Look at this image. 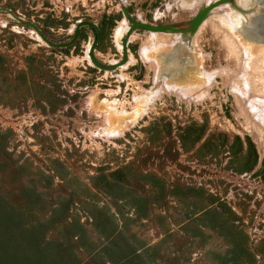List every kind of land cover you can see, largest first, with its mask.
Returning <instances> with one entry per match:
<instances>
[{
	"label": "rangeland",
	"instance_id": "374dc122",
	"mask_svg": "<svg viewBox=\"0 0 264 264\" xmlns=\"http://www.w3.org/2000/svg\"><path fill=\"white\" fill-rule=\"evenodd\" d=\"M240 1L0 0V264H264V104L231 89L245 60L264 99V7Z\"/></svg>",
	"mask_w": 264,
	"mask_h": 264
},
{
	"label": "bare ground",
	"instance_id": "6f19581e",
	"mask_svg": "<svg viewBox=\"0 0 264 264\" xmlns=\"http://www.w3.org/2000/svg\"><path fill=\"white\" fill-rule=\"evenodd\" d=\"M249 1L250 0H248V1H245V0H241L240 1V7H241V5L242 6H249ZM260 3H262V5H263V7H264V0H258ZM226 5V4H225ZM262 5H260V6H262ZM222 8V6H218L217 7V9H221ZM243 8V7H242ZM245 10H246V8H244ZM251 9V8H250ZM259 9V6H258V8H257V10ZM239 10V9H238ZM240 11V10H239ZM241 12V11H240ZM243 12V11H242ZM201 13V12H200ZM223 14H225V13H223ZM244 14V13H243ZM263 16V15H262ZM245 17V16H244ZM243 17V18H244ZM258 18L257 19H259L256 23H257V28L259 29H264V21H263V19L261 18V17H259V16H257ZM264 17V16H263ZM223 19H225L224 21L226 22V24L227 25H229V27L231 28V29H233V30H235V29H241V27H239L238 28V26L240 25V23H241V20H243V18H242V15H241V13H239V12H237V11H235V10H231L229 13H227V14H225V15H223V17H222ZM247 18V17H246ZM245 19V18H244ZM254 29V28H253ZM153 30H158V29H153ZM255 30V29H254ZM235 33V32H234ZM121 35V34H120ZM225 38V37H224ZM239 38H237V40H238ZM117 41H118V38H117ZM222 42V41H221ZM229 48V47H228ZM260 49V48H259ZM230 50V49H229ZM257 51H258V49H256ZM234 51V50H233ZM237 52V51H236ZM234 54V53H233ZM244 54L246 55V53L244 52ZM258 56V55H257ZM256 56V57H257ZM249 57V56H248ZM260 57H261V55H260ZM256 59V58H255ZM262 63H263V61H262ZM249 65V62H246L245 60H242V61H240L239 63H238V65H239V72H238V75H237V80L236 81H234L233 83H232V85H231V89H233L234 91H236V92H238L241 96H243L244 97V99H245V101H246V103H247V106L249 107V108H256V106H255V104H257V105H260V106H263L262 104H264V99L263 98H257V97H255V96H253V95H249V94H247V93H245L246 92V88H247V86H248V81H247V77H248V72H247V70H248V67L246 66V65ZM210 75V74H209ZM187 89V88H186ZM190 89H192V87L190 88ZM259 110V109H258ZM260 111V110H259ZM261 116V120L264 122V115L263 114H261L260 115Z\"/></svg>",
	"mask_w": 264,
	"mask_h": 264
},
{
	"label": "water",
	"instance_id": "95a60500",
	"mask_svg": "<svg viewBox=\"0 0 264 264\" xmlns=\"http://www.w3.org/2000/svg\"><path fill=\"white\" fill-rule=\"evenodd\" d=\"M211 7H213V5L207 7L206 9L209 10ZM206 9L203 10L198 16H201V15H203L205 12H207ZM134 25H135V26H138V27H143V28H146V29H149V30H153V29H158V30H160V29H161V28L158 27V26H155V25H152V24H146V23H144V22H137V23H135ZM128 32H129V30H128Z\"/></svg>",
	"mask_w": 264,
	"mask_h": 264
}]
</instances>
